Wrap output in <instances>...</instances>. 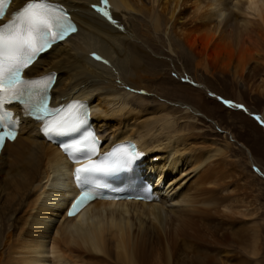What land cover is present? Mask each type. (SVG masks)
Here are the masks:
<instances>
[{
	"label": "bare ground",
	"instance_id": "1",
	"mask_svg": "<svg viewBox=\"0 0 264 264\" xmlns=\"http://www.w3.org/2000/svg\"><path fill=\"white\" fill-rule=\"evenodd\" d=\"M59 1L78 28L40 54L27 73L58 71L53 103L87 100L99 152L116 141L135 142L139 164L153 179V198H93L67 215L66 202L78 192L72 177L77 161L47 142L37 121L24 118L0 152V264H47V253L55 256L52 264H62L68 262L62 249L78 252L83 264H254L259 227L251 228L248 255L229 250L228 240L242 242L248 227L235 224L232 203L212 186V158L234 139L226 131L225 143L213 144V138L193 130L196 123L187 126L169 113L177 109L188 118L185 113L192 112L194 119L201 112L190 105L147 102L137 67L144 51L140 54L132 40L131 15L139 12L147 28L176 40L202 82L201 74H229L236 82L248 81L261 96L264 0ZM23 2L12 0L11 7ZM143 113L153 115L139 119ZM212 223L224 231L215 244L202 242Z\"/></svg>",
	"mask_w": 264,
	"mask_h": 264
},
{
	"label": "rangeland",
	"instance_id": "2",
	"mask_svg": "<svg viewBox=\"0 0 264 264\" xmlns=\"http://www.w3.org/2000/svg\"><path fill=\"white\" fill-rule=\"evenodd\" d=\"M102 3L104 4L105 1L103 0ZM94 9L98 11L97 7ZM134 12L131 15V18H134L131 20L135 29L132 40L135 41L140 54L144 51L143 58L137 67L144 74L141 84L148 88H143V95L147 102L153 104L163 101L173 107L180 103L190 105L199 110L202 115L198 113V116L193 119L194 114L185 113V109H182V112L188 118L182 116L177 109H172L169 113L174 120L179 117L177 119L180 120L179 123L186 120L187 126L196 123L198 128L193 130L199 131L200 136L213 138V144L225 143L226 133L234 139L233 144L231 143L230 148L228 147L229 151L225 150L221 153L222 156L217 154V159L216 156L212 158L214 180L212 186L213 189L227 196L228 202L232 203L236 211L235 214H231L235 220L233 221L237 226L245 223L242 228L248 227V234H245L246 237L244 236L240 243L230 238L228 243L229 241L231 243L226 247H229V250L234 249V254L240 257L248 255L249 249L246 250V247L250 248L249 244L252 242H250L253 234L251 228L257 225L259 251L256 255L250 256L252 258L257 256L256 261L252 263L264 264V95L260 96L257 92L251 91L248 81L236 82L229 74L223 76L201 74L206 78V82H202V78H198L195 73L192 59L184 48L180 47L176 40L167 39L163 31L156 33L147 28L150 25L146 26L143 16L138 15L139 12ZM121 16L124 14L121 13ZM146 115L153 114L143 113L139 119H143ZM257 116L262 120H259ZM154 187L157 189L155 185ZM208 230L210 231L208 235L200 237L202 242L214 243L218 235L224 231L215 223H212V227ZM61 252H65L68 256V262L62 264H83L78 252L64 249ZM46 257L45 262L52 264L55 256L47 253ZM214 261H210L209 264H214L212 263ZM19 264L29 263L20 261Z\"/></svg>",
	"mask_w": 264,
	"mask_h": 264
}]
</instances>
